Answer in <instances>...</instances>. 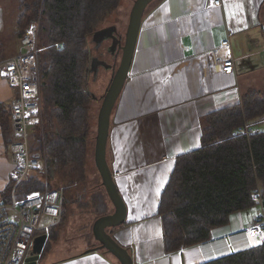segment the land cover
<instances>
[{
	"label": "crops",
	"instance_id": "obj_1",
	"mask_svg": "<svg viewBox=\"0 0 264 264\" xmlns=\"http://www.w3.org/2000/svg\"><path fill=\"white\" fill-rule=\"evenodd\" d=\"M263 26L264 0H221L219 7L211 6L208 0H161L144 15L128 78L110 117L106 148L108 168L125 209L123 222L107 232L128 251L133 264H204L233 254L224 244L230 238L233 248L245 247L241 235L259 216V204L232 213L227 225L211 231L208 242L171 253L164 247L158 210L176 159L200 148L207 117L241 105L243 95L253 87L248 82L264 71ZM12 32L0 8V62L19 53L18 39L12 38ZM226 38L235 60L231 73L219 68V46ZM106 66L109 69L103 70L114 74L115 63ZM91 74L96 81L98 73ZM14 94L0 77V202L11 169L10 109ZM90 150L86 165L92 159ZM42 165L48 184L63 190L65 197L72 191L77 194L79 188L86 191L75 200L84 204L79 212L86 211V217L92 215L94 221L114 213L99 173L95 184V172L81 163L65 164L58 170L50 160ZM93 226L88 231L93 233ZM61 239L59 236L54 245H66ZM94 241L93 234V241L87 245L98 247ZM68 247L61 250L63 258H57L53 247L40 256V262L120 264L104 249L86 253L85 248L72 253Z\"/></svg>",
	"mask_w": 264,
	"mask_h": 264
},
{
	"label": "trees",
	"instance_id": "obj_2",
	"mask_svg": "<svg viewBox=\"0 0 264 264\" xmlns=\"http://www.w3.org/2000/svg\"><path fill=\"white\" fill-rule=\"evenodd\" d=\"M3 1L0 8L4 11L8 3ZM13 1L17 5L12 38L19 41L31 21L38 26L36 62L42 98L40 123L30 133V151L41 164L50 160L56 170L65 164L81 163L84 167L91 137L87 106L95 98L88 88L89 74L98 67L106 69L108 64L104 60L93 65L88 40L98 31L114 26L104 23L121 0ZM246 122L263 128L246 137L240 133ZM41 170L21 183L16 199L22 200L34 191L59 190L48 184ZM257 189L264 206V92L250 89L243 95L241 105L210 114L202 126L200 148L176 159L158 210L166 252L208 242L211 231L227 225L232 213L257 205L252 200ZM10 190L8 183L2 202L10 201ZM95 199L101 200L97 195ZM78 202L65 197L63 219L69 204L84 207ZM49 238L42 256L52 243ZM204 264H264V245Z\"/></svg>",
	"mask_w": 264,
	"mask_h": 264
},
{
	"label": "built area",
	"instance_id": "obj_3",
	"mask_svg": "<svg viewBox=\"0 0 264 264\" xmlns=\"http://www.w3.org/2000/svg\"><path fill=\"white\" fill-rule=\"evenodd\" d=\"M213 7H219L221 0H208ZM37 23L31 21L19 39V53L0 62V77L14 91L11 101L10 125L12 142L9 147L11 169L8 183L11 184L10 201L0 202V264H27L32 257L35 237L49 238L52 228L63 219L65 195L63 190L47 192L34 191L22 200L16 199V190L34 171H40V158L30 151V129L40 123V90L37 75L36 48ZM264 35V26L262 27ZM221 53L220 71L231 73L235 70V60L228 38L219 46ZM264 60V52H263ZM260 124V123H259ZM255 124L244 123L240 133L246 137L258 132ZM252 200L260 206V213L242 232L245 247L233 248L225 239L228 251L234 253L254 249L264 245V206L257 189ZM34 264L40 262V257Z\"/></svg>",
	"mask_w": 264,
	"mask_h": 264
},
{
	"label": "water",
	"instance_id": "obj_4",
	"mask_svg": "<svg viewBox=\"0 0 264 264\" xmlns=\"http://www.w3.org/2000/svg\"><path fill=\"white\" fill-rule=\"evenodd\" d=\"M154 1L155 0H136L134 2L123 44L122 38L121 40H118L115 36H113V34L116 33V26L102 29L97 32L100 34V40L99 45L96 46V48L101 47L102 42L110 38L112 39V48H110V50L115 54V47L119 46L118 49L121 51L120 62L114 71V75L106 90L103 104L101 106L97 123V135L95 139L96 168L100 174L102 185L104 186L109 199L113 204L114 213L103 216L94 223L93 234L99 245L98 247L87 250L86 253L96 251L97 249H104L109 254L114 256L120 264H133V261L128 251L122 248L107 232V229H112L120 225L125 216L124 204L116 189L112 174L106 161L107 140L109 135L110 117L116 101L120 96L128 78L144 13L148 6ZM97 62L98 61L93 59V65H97ZM47 242L48 238H46L45 235H41L33 239L31 252L32 257L27 259V264H34V261L42 255Z\"/></svg>",
	"mask_w": 264,
	"mask_h": 264
},
{
	"label": "rangeland",
	"instance_id": "obj_5",
	"mask_svg": "<svg viewBox=\"0 0 264 264\" xmlns=\"http://www.w3.org/2000/svg\"><path fill=\"white\" fill-rule=\"evenodd\" d=\"M136 0H121L120 6L119 8L112 14V16L104 23L105 26H110V25H114L116 26L119 35L122 37V44L124 43V38H125V34H126V30H127V26H128V22H129V17H130V13L132 10V7L134 5V2ZM3 2H7V8L5 10H7V12L4 10L5 12V16H6V20L8 22V26H12L14 24V21L16 19L14 14L16 12V6L17 3H15L13 0H5ZM156 3V0L150 4V6L147 8V10L145 11L144 15L147 13L148 9H150L152 6H154V4ZM99 40H100V34L99 33H95L93 34L92 38H89V50L91 55L94 57V60L96 59L95 57H99V52H96L94 49V46H98L99 45ZM94 42V43H93ZM108 46V42H105V44H103V47L106 48ZM102 47V46H101ZM100 47V49H101ZM102 47V49H103ZM101 49V50H102ZM102 57V58H101ZM120 58H121V51L118 54L117 58H114L109 55L108 53H104V55L100 56V59L107 61L108 63H115V69L118 67V64L120 62ZM91 74V73H90ZM90 80H89V90L94 93V95L97 97V99L91 100L89 103V106H87V113H88V124H89V131H90V135L91 137H89V143H90V147L89 150L93 151L92 154V159L89 161L88 165H86V162L84 165L85 169L87 168L89 172H95V177L97 176V179L94 181L95 184H97L98 181V170L96 171V163H95V147H96V135H97V123H98V117L100 114V110H101V106L103 104V100H104V96L106 93V90L109 86L110 80L112 79V72L109 71H104L103 68L98 67V74H97V79L96 81H92V74L90 75ZM248 85L253 86L252 89H256L258 91L264 92V71L260 73V75H258L257 79L255 81H249ZM256 87V88H254ZM250 90V89H249ZM43 99H44V95H43ZM41 100V99H40ZM247 123V122H246ZM256 130L262 129L263 126L261 125H256L255 126ZM32 137V134H31ZM30 137V138H31ZM31 141V139H30ZM33 141H31L32 144ZM92 153V152H91ZM87 170H84V175H86ZM39 173L35 174L38 175ZM34 176V174L32 175ZM40 176V174H39ZM41 177V176H40ZM84 187V185L82 186V188ZM85 188V187H84ZM52 190V189H51ZM88 190H91V188H88ZM85 190H81V188H79V191L77 194H75L73 191L72 193H68L67 198L68 201H75L77 199L76 195L85 193ZM88 193V192H87ZM85 198V196L83 197V199ZM82 199V200H83ZM101 201V200H100ZM84 203L87 204L88 203V199L84 200ZM69 212L67 213V216L69 215L67 222H66V226H64V219H62V221L60 222V224L53 230V232L51 233L50 236V240L52 241V243L48 244V248L46 249L47 252H49L53 247L56 251V256L57 258L61 259L63 258L61 256V250H64L65 247L69 246L68 249L72 252H78L80 250L85 249V251L89 250V248H91V244H89V246L87 245L88 241H93V233L92 230H89V227H91L95 220H93L92 215L89 217H86V211L83 212H79L80 208L78 206H73L69 204V208H68ZM85 210V209H84ZM72 214V215H71ZM82 215V216H80ZM64 226V227H63ZM59 236H62V239L60 240V242H62L66 245H60L58 247L57 245H54L55 242L58 241ZM52 238V239H51ZM54 239V240H53ZM95 242V241H94ZM97 245V242H95ZM56 246V247H55Z\"/></svg>",
	"mask_w": 264,
	"mask_h": 264
},
{
	"label": "flooded vegetation",
	"instance_id": "obj_6",
	"mask_svg": "<svg viewBox=\"0 0 264 264\" xmlns=\"http://www.w3.org/2000/svg\"><path fill=\"white\" fill-rule=\"evenodd\" d=\"M109 28V27H108ZM105 29H107V28H105ZM113 36H115L116 37V39H118V40H121V36L119 35V33H118V30L116 29V33H114L113 34ZM105 42H108V46L106 47V48H104L103 47V44H105ZM94 43V42H93ZM102 47H103V49H102V47H101V49H100V47H98V48H96V45L94 46V49H95V51L96 52H99V57H95L96 59V61H99V62H102L103 60H101L100 59V56H102V55H104V53H108L109 55H111V56H113L114 57V55H118L119 54V52H120V50L118 49V47L119 46H117V47H115V49H116V53L114 54L111 50H110V48H112V39H106V40H104L103 42H102V45H101ZM102 58V57H101ZM103 65H105V64H103ZM116 67V66H115ZM106 68H107V66H106ZM107 69H109V68H107ZM96 73H98V68L95 70V74Z\"/></svg>",
	"mask_w": 264,
	"mask_h": 264
},
{
	"label": "bare ground",
	"instance_id": "obj_7",
	"mask_svg": "<svg viewBox=\"0 0 264 264\" xmlns=\"http://www.w3.org/2000/svg\"><path fill=\"white\" fill-rule=\"evenodd\" d=\"M111 81V80H110ZM104 98V97H103ZM102 183V182H101Z\"/></svg>",
	"mask_w": 264,
	"mask_h": 264
}]
</instances>
